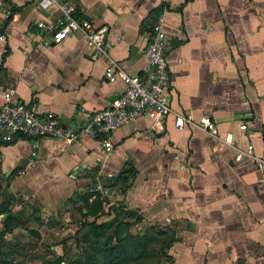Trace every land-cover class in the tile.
Listing matches in <instances>:
<instances>
[{
    "label": "crops",
    "instance_id": "crops-1",
    "mask_svg": "<svg viewBox=\"0 0 264 264\" xmlns=\"http://www.w3.org/2000/svg\"><path fill=\"white\" fill-rule=\"evenodd\" d=\"M68 1L108 24V51L125 70L142 68L143 35L160 0ZM33 2L0 0V103L3 90L14 86L37 112L54 110L73 126L108 104L123 82L104 77V60L88 57L81 31L41 41L34 19L57 11H40ZM163 27L171 44V111L159 124L146 115L130 119L110 132L108 152L88 136H39L35 145L22 135L0 140V201L9 199L0 230L9 213L3 246L12 260L37 264L59 253L73 239L65 235L93 217L84 214L88 186L99 180L105 189L118 188L106 177L130 160L134 174L123 192L87 196L100 200L98 218L121 204L122 218L137 230L170 227L164 264H264V166L249 154L236 156L248 142L254 154L264 153V0H168ZM178 112L194 122L206 115L216 133L194 122L176 126ZM228 131L231 144L222 140Z\"/></svg>",
    "mask_w": 264,
    "mask_h": 264
},
{
    "label": "built area",
    "instance_id": "built-area-1",
    "mask_svg": "<svg viewBox=\"0 0 264 264\" xmlns=\"http://www.w3.org/2000/svg\"><path fill=\"white\" fill-rule=\"evenodd\" d=\"M160 1V9L143 35L145 43L140 53L145 58L144 65L139 71H128L108 51L107 23H95L92 18L78 12L75 5L68 0H34V6L40 11L49 6H54L57 11L54 16L41 15L34 19V28L41 41L56 42L75 30L81 31L85 37L88 57L92 60L103 58L104 77L109 80L119 78L123 87L108 104L92 109L75 125L64 126L58 112H37L19 98L14 86H8L2 92L0 103V140L11 141L22 135L30 138L32 145H35L39 136L62 137L67 141L88 136L98 139L103 150L108 152L112 149L110 132L130 119L146 115L154 124H159L162 117L171 111L168 98L170 75L166 58L171 44L163 27L168 0ZM0 37H3L2 33ZM186 122L194 121L189 115L178 112L175 125L182 127ZM194 123L209 133L215 134L217 131L215 123L206 115L199 116ZM262 139L264 142V134ZM222 140L231 144V132H225ZM30 152L35 153L33 149ZM241 153L249 154L257 167L264 166V153L254 154L250 142L243 149H239L236 156ZM87 190L92 192L91 196L95 193L112 195L118 188L105 189L99 180H95Z\"/></svg>",
    "mask_w": 264,
    "mask_h": 264
},
{
    "label": "trees",
    "instance_id": "trees-1",
    "mask_svg": "<svg viewBox=\"0 0 264 264\" xmlns=\"http://www.w3.org/2000/svg\"><path fill=\"white\" fill-rule=\"evenodd\" d=\"M159 9L160 5L155 12ZM133 174L131 162L126 160L116 174L107 176L106 179L110 185L116 184L119 191L123 192L130 185ZM91 194L88 190L84 193V214H92L93 217L81 222L76 231L86 224H89L88 229L79 238L75 237L76 231L65 235L72 236L75 246L81 248L71 255L67 264H154L153 257L158 260L160 254L169 258L167 249L174 238V231L170 227L156 228L154 224H150L142 232L133 233L129 229L131 222L122 218L124 210L121 204L110 205L112 212L108 213L112 214L100 219L98 215L103 212L100 200L95 198L90 202L86 201ZM8 205L9 199L3 198L0 201V211L8 212ZM8 216L2 219L3 228L0 230V264H21L12 260L8 249L3 246V233L10 227ZM60 260L61 256L57 255L43 258L37 264H61Z\"/></svg>",
    "mask_w": 264,
    "mask_h": 264
},
{
    "label": "rangeland",
    "instance_id": "rangeland-1",
    "mask_svg": "<svg viewBox=\"0 0 264 264\" xmlns=\"http://www.w3.org/2000/svg\"><path fill=\"white\" fill-rule=\"evenodd\" d=\"M147 225V224H146ZM145 225V226H146ZM150 225V224H149ZM148 226V225H147ZM154 226L156 227V228H164V225H155L154 224ZM146 227H144V228H142V230L140 229V230H137L136 229V227H133V226H130V231L131 232H133V233H140V232H142L144 229H145ZM113 239H111V241H112ZM162 245V243H160L159 244V246H161ZM64 246V247H63ZM62 246V249L61 250H59V253H51V254H47V256L45 257V258H53L54 256H57V255H60L61 256V260H60V263L61 264H67L68 263V260H69V258H71V255L74 253V252H77V250L78 249H81V248H78V247H76L75 246V243H74V240L73 239H71V241H69V242H67V243H65V245H63ZM159 246H158V248H159ZM164 250V249H163ZM46 252L47 251H38V253L39 254H42L41 255V257H44V254H46ZM39 258H36V260L38 261V262H40L39 260H38ZM167 258L166 257H164L163 255H161L160 254V257L158 258V260L157 259H155L154 257H153V263L154 264H164V260H166ZM156 260L158 261V263L156 262ZM19 261H21V262H23V260L22 259H16V261L15 262H19ZM156 262V263H155ZM28 264H36V261H33V262H30V263H28Z\"/></svg>",
    "mask_w": 264,
    "mask_h": 264
},
{
    "label": "water",
    "instance_id": "water-1",
    "mask_svg": "<svg viewBox=\"0 0 264 264\" xmlns=\"http://www.w3.org/2000/svg\"><path fill=\"white\" fill-rule=\"evenodd\" d=\"M88 227H89V224H86V225H84V226H82V227H80L77 231H76V233H75V237L76 238H79L87 229H88Z\"/></svg>",
    "mask_w": 264,
    "mask_h": 264
}]
</instances>
